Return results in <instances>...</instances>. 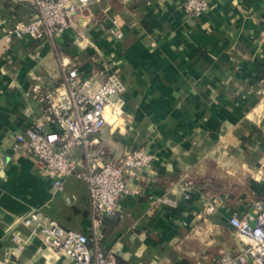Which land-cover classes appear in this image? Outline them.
Here are the masks:
<instances>
[{"label":"crops","instance_id":"0c3cea01","mask_svg":"<svg viewBox=\"0 0 264 264\" xmlns=\"http://www.w3.org/2000/svg\"><path fill=\"white\" fill-rule=\"evenodd\" d=\"M209 2L196 17L186 0H93L76 29L38 41L5 37L34 19L33 0H0V264H74L44 247L38 223H23L35 212L42 224L92 232L88 184L68 177L58 190L36 157L14 149L19 134L45 121L34 88L61 85L62 57L83 75L105 68L126 86L123 114L101 134L108 156L117 161L137 149L152 156L142 172L126 175L140 194L104 223L103 245L117 264H220L243 249L229 218L252 214L264 183L248 178L227 189L200 181L213 175L222 185L240 177L242 157L253 168L264 160V150L252 152L264 138V0ZM72 158L78 169L86 165L82 149ZM165 196L178 206L162 203Z\"/></svg>","mask_w":264,"mask_h":264},{"label":"built area","instance_id":"2783aa9c","mask_svg":"<svg viewBox=\"0 0 264 264\" xmlns=\"http://www.w3.org/2000/svg\"><path fill=\"white\" fill-rule=\"evenodd\" d=\"M93 0H33L34 19L21 23L6 33L7 40L31 36L38 41H54L67 30L77 28V16ZM186 11L196 17L207 13L209 0H186ZM81 36L84 37L83 34ZM122 38V34H118ZM264 42V27L261 33ZM62 83L59 87L41 92L45 102V121L37 119L24 134H19L15 151L36 157L56 189L61 190L68 177L85 181L89 187V205L93 226L91 235L65 228L52 220L42 224V214L35 212L24 219L26 226L38 223L39 234L46 249L67 256L74 264H117V258L103 245L105 220L115 216L120 203L140 194L126 181L127 174L142 172L151 163L152 156L143 149L124 154L112 160L103 145L101 134L108 124L107 111L114 118L123 114L122 95L126 86L117 74L105 68L90 75L80 73L76 63L68 57L60 61ZM58 126V129L52 127ZM50 126V127H49ZM82 149L86 165L78 169L73 152ZM190 186L186 182L185 188ZM189 199V195H186ZM160 201L176 208L177 202L162 197ZM216 207L211 205L208 212ZM255 223V227L251 224ZM229 225L242 241L243 249L235 255H222L220 264H264V201L257 202L253 213L241 217L233 213ZM21 242L19 235L13 236Z\"/></svg>","mask_w":264,"mask_h":264},{"label":"rangeland","instance_id":"374dc122","mask_svg":"<svg viewBox=\"0 0 264 264\" xmlns=\"http://www.w3.org/2000/svg\"><path fill=\"white\" fill-rule=\"evenodd\" d=\"M263 101H264V99H263ZM253 120H254V118H253ZM263 137H264V135H263ZM259 142H260V144L258 143V146H254V148L252 149V152L255 154L259 153L262 155V152L264 150V138L259 139ZM228 147H230V146H228V145L222 146V148L226 152H228ZM251 147H253V146H251ZM237 148H238L239 153H241V154L242 153L246 154V150H249L246 147V145H242V144H239V146ZM244 148L246 150H244ZM255 164H258L259 168H258V166H254V168L251 167V164H249L247 162L246 157H242V159L238 161L237 167L235 168V170H237V173L240 175V177H235L234 179L233 178H226L225 179L226 181L223 182V184L221 185L220 182L222 181V179H220V178L216 179L215 176L212 175L210 177L205 178L204 180H201L200 184H202L203 186H210V187L220 185V186H224V188L226 187V185H228L226 188L230 189L231 187L234 188L236 186V184L237 185L239 184V186H241L240 184L245 182L248 178L251 179L252 181L256 182V183H264V160H261L260 163L255 162Z\"/></svg>","mask_w":264,"mask_h":264},{"label":"bare ground","instance_id":"6f19581e","mask_svg":"<svg viewBox=\"0 0 264 264\" xmlns=\"http://www.w3.org/2000/svg\"><path fill=\"white\" fill-rule=\"evenodd\" d=\"M108 119L110 120L111 118L114 119V117L110 114V111H107Z\"/></svg>","mask_w":264,"mask_h":264},{"label":"trees","instance_id":"16d2710c","mask_svg":"<svg viewBox=\"0 0 264 264\" xmlns=\"http://www.w3.org/2000/svg\"><path fill=\"white\" fill-rule=\"evenodd\" d=\"M262 78H264V72H263ZM178 264H190V263L188 261H183V262L178 263Z\"/></svg>","mask_w":264,"mask_h":264},{"label":"water","instance_id":"95a60500","mask_svg":"<svg viewBox=\"0 0 264 264\" xmlns=\"http://www.w3.org/2000/svg\"><path fill=\"white\" fill-rule=\"evenodd\" d=\"M251 226H252V227H255V223H252Z\"/></svg>","mask_w":264,"mask_h":264}]
</instances>
